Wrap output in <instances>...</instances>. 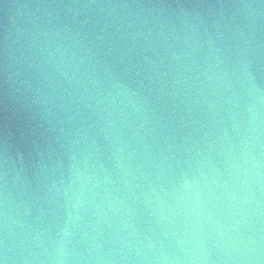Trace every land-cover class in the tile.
Wrapping results in <instances>:
<instances>
[{"label":"water","instance_id":"95a60500","mask_svg":"<svg viewBox=\"0 0 264 264\" xmlns=\"http://www.w3.org/2000/svg\"><path fill=\"white\" fill-rule=\"evenodd\" d=\"M264 236V0H0V261L230 264Z\"/></svg>","mask_w":264,"mask_h":264},{"label":"clouds","instance_id":"9594fccd","mask_svg":"<svg viewBox=\"0 0 264 264\" xmlns=\"http://www.w3.org/2000/svg\"><path fill=\"white\" fill-rule=\"evenodd\" d=\"M230 264H264V236L237 232L226 242ZM0 264H4L0 261ZM201 264L204 260L201 259Z\"/></svg>","mask_w":264,"mask_h":264}]
</instances>
